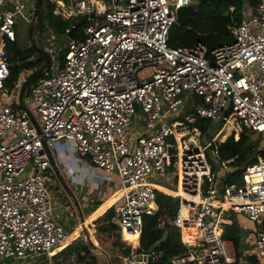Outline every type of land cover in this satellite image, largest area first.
Listing matches in <instances>:
<instances>
[{
    "label": "built area",
    "instance_id": "built-area-1",
    "mask_svg": "<svg viewBox=\"0 0 264 264\" xmlns=\"http://www.w3.org/2000/svg\"><path fill=\"white\" fill-rule=\"evenodd\" d=\"M51 2L55 14L85 17L86 25L67 29L74 35L64 63L53 60L31 85L29 107L40 134L20 103L24 80L7 84L5 45L17 39L22 24L28 26L32 8L23 0H0V264H33L39 256L52 264L53 252L70 243L54 217L46 184L54 171L43 138L52 149L62 141L88 156L102 170V181L119 175L125 198L118 224L124 237L137 236L138 247L144 217L157 212L158 189L150 177H165L176 158L178 188L199 201L190 216L183 213L188 199L178 195L173 223L186 250L167 264L232 263L222 234L230 210L262 226L256 248L264 261V158L246 167L243 184L220 186L206 147L224 141L222 130L205 147L193 149L190 141L199 118L222 119L230 102L226 120L233 118L237 133H264V0L247 5L232 26L234 41L210 53L201 41L192 47L169 43L178 9L191 0ZM137 104L146 129L135 136ZM162 253L134 251L126 263L149 264Z\"/></svg>",
    "mask_w": 264,
    "mask_h": 264
},
{
    "label": "trees",
    "instance_id": "trees-1",
    "mask_svg": "<svg viewBox=\"0 0 264 264\" xmlns=\"http://www.w3.org/2000/svg\"><path fill=\"white\" fill-rule=\"evenodd\" d=\"M260 0H191L194 4L192 17L187 25L175 23L170 31L169 43L173 47H192L198 41L205 43L209 53L216 47L228 44L234 41L235 36L232 26L235 22L241 21L244 16V8L247 5L256 6ZM55 6L44 1L43 8L37 17L34 28V35L38 46L48 48L49 40L46 34L49 33L58 39L63 36L68 37L67 29L76 26L77 30L86 25V18H69L66 19L54 13ZM233 8V9H232ZM29 32L30 43L25 44L22 37L15 41H8L5 49L11 63V75L8 85L16 81H22L27 78L33 71L42 67L45 63L43 55L31 41V24L25 28ZM60 42H52V45ZM61 48V45L60 47ZM66 49H60L58 59L61 64L65 60ZM28 88L27 91H30ZM212 118H199L193 127L199 129L205 136L206 144L211 142L214 136L222 129L224 124L221 121L215 123ZM220 122V123H219ZM256 133L258 137H254ZM217 149L218 154L213 151ZM174 151H176L174 149ZM207 157L216 172L220 186L227 184H243V173L247 166L259 161V157L264 158V133L244 128L240 133L232 132L223 142L217 144L212 142L207 148ZM210 153L214 154L215 159L211 158ZM228 167L223 168V162L228 161ZM176 158L172 160V167ZM55 176V175H54ZM178 179H175L177 182ZM103 200L97 201L96 207L101 205ZM181 200L178 197L166 194L157 190V212L154 215L144 217V225L140 239V246L136 242L126 241L120 232V226L113 221L116 215L115 206H111L95 222L97 233L105 234L112 238L109 243L112 250L117 251L119 255L130 256L134 251L149 250L151 248L160 249L163 253L156 259L151 260L149 264H167L175 255L183 253L186 246L181 241V231L174 223L173 219L179 211ZM96 209V208H95ZM168 212L171 221L163 224L162 215ZM224 237L232 239L236 244L239 243L240 234L237 223L226 225ZM108 247V246H107ZM71 245L64 247L60 252L53 255L52 264H65L73 260L92 261L96 260L91 255L88 245H83L77 252H72ZM76 254V255H74ZM40 264H49L42 262ZM252 264H257L252 261Z\"/></svg>",
    "mask_w": 264,
    "mask_h": 264
},
{
    "label": "crops",
    "instance_id": "crops-1",
    "mask_svg": "<svg viewBox=\"0 0 264 264\" xmlns=\"http://www.w3.org/2000/svg\"><path fill=\"white\" fill-rule=\"evenodd\" d=\"M23 1L26 5L32 8V16L30 18V23L28 24L30 25L32 18H33V9H34V6L37 0H23ZM49 2L52 3L51 0H49ZM27 27L28 26H25V28ZM76 32H77V28H76ZM68 37H69L68 38V41H69L70 39L69 33H68ZM67 43L64 47L65 49H66ZM47 49L51 51L49 47ZM139 127H140L139 131H134L135 136L139 132L146 129V124L140 123ZM190 141H193L196 145V142L192 138L190 139ZM174 149L175 148H173V151ZM53 150H54V154L58 160V164H59V167L63 175L66 174L65 177L70 176L73 181H75L76 183L82 186L81 188L82 198L78 194H76L75 190L72 187L71 188L74 191L80 203V206L83 211L84 219H82V215L80 211L78 210L77 206L75 205L73 198L70 197V195L66 192V190L63 188L61 183H59L60 181L58 182L57 176L55 175V173L52 175L54 184L57 185L55 192L54 193L51 192L52 203L54 206V217L56 218L58 223L62 224L66 228L67 232L74 237L67 246L71 245L73 249V251L72 250L71 251L75 253L83 245H88V239H90L100 248L99 250L107 251L110 254L111 258L113 257V255H116L119 258H123L124 262L128 261L131 255L130 256L119 255L117 251L109 249L107 246H105L107 245L104 243L105 237L103 235L105 234L103 233L98 234L97 225L95 224L96 223L95 221L100 216H102L106 212V210L110 208L111 206H115L116 208V215L113 218V221L118 223V207L123 203L124 198H125L123 194V184L121 182L119 175L114 174L113 179L111 181H106V182L102 181V179L100 178L102 170L98 168L96 165H94L88 156L81 155L78 152V150H76L74 147L69 146L68 144H66V142H62V141L58 142L53 148ZM175 150L176 151L174 152L177 153L178 150L177 149ZM227 164L226 165L223 164V168H227L228 167ZM170 167L176 168V177L173 179L171 183L165 184V183H160L156 181H152V182H154L155 185H159V187L157 188L158 190L173 196V195H177L176 192L179 190L178 180L177 182L175 181V179H178L177 163L175 162L173 167L172 165ZM68 169L70 171V175L67 174ZM79 172H83L85 174L84 178L77 177L76 174ZM66 181L68 182L67 179ZM68 184L70 185L69 182ZM84 185L85 186L87 185V188H85ZM175 197H178V195ZM100 200H103V203L99 205L98 207H96L97 201H100ZM193 205L195 204L192 202H186V204H184L183 207H191ZM168 221H171V220H168ZM235 222L238 225L239 234H240V239H239L238 244H236L234 240L227 239L224 237L226 225H232ZM164 223L165 222L163 220V224ZM261 227L262 226L257 224L255 221L251 220L249 216L244 213L231 211V210L228 211V215L225 217L224 222L222 224V229H223L222 234L227 243L230 255L234 257V261L229 264H252V261H256L257 264H264V261L261 258V256L258 254L257 248H256V239L261 230ZM245 230L249 232L247 233V237H246L247 243L244 241V236H243V232ZM133 240L134 242H137V239H133ZM62 249L63 248L58 249L54 254H57ZM90 250H91L90 254L96 257L95 261H97L98 259L100 261H105L106 257L104 256V254L103 255L98 254L100 253L99 250H97V252L93 251L91 248ZM38 260L40 261L35 262L33 264H40L42 262L49 263V261L46 260L45 256H39ZM73 261H77V260H73Z\"/></svg>",
    "mask_w": 264,
    "mask_h": 264
},
{
    "label": "water",
    "instance_id": "water-1",
    "mask_svg": "<svg viewBox=\"0 0 264 264\" xmlns=\"http://www.w3.org/2000/svg\"><path fill=\"white\" fill-rule=\"evenodd\" d=\"M43 3H44V0H37V2L35 3L34 9H33V18L31 21V37H32L33 44L37 47L38 51L43 55V57L45 59V63L42 67L33 71L27 78L24 79V81L22 83L21 90H20V98H19L21 105L27 110L28 115H29L33 125L36 127L37 131L40 134H42V132H43L40 121H39L38 117L36 116V114L33 112V110L26 104L25 95H26L28 88L37 80V78L45 71V69L51 67V65L53 63V56L50 53V51L46 48L38 46L35 35H34L35 22H36L37 17L39 16V14L41 12ZM193 10H194V4L193 3H190L189 5H185V6H182L181 8H179L177 11L178 23L183 24V25H187L190 21V18L192 17ZM73 35H74V29H72L71 32L69 33L70 37H73ZM136 107L139 110L138 104L136 105ZM232 109H233V103L230 102L229 106L223 112V117L221 119L222 122H225V120L230 117V115L232 113ZM43 142H44V146L46 148V151H47V154H48V157L50 159L52 169H53L55 175L59 179L61 185L66 190V192L70 195V197L73 198L75 205L77 206L78 210L80 211V213L82 215V219H84L83 211H82V208L80 206V203H79L74 191L72 190V188L69 186L68 182L66 181L63 173L61 172V169H60L59 164H58V160L54 154L53 149L46 142L45 138H43ZM88 245L93 251L97 252V250L100 249L90 239H88ZM99 252L100 253H98V254H100V255L104 254V256L106 257L105 261H100L99 259L97 261H94V262L88 261V260L71 261V262H68L65 264H127L124 261H121L120 263L114 262L110 256V254L105 250H99Z\"/></svg>",
    "mask_w": 264,
    "mask_h": 264
},
{
    "label": "rangeland",
    "instance_id": "rangeland-1",
    "mask_svg": "<svg viewBox=\"0 0 264 264\" xmlns=\"http://www.w3.org/2000/svg\"><path fill=\"white\" fill-rule=\"evenodd\" d=\"M44 5V3H43ZM43 8V6H42ZM42 10V9H41ZM25 24H22V27L19 29L18 28V38L22 37L25 44L28 45L30 43V36H29V32L28 30L25 29ZM36 38V37H35ZM46 39L49 40V49H51L50 53L52 54L53 56V60L54 62L58 61V54H59V51L61 48H64L66 43L68 42V38L66 36H63V38L61 39H58V37H54L52 36L51 34L47 33L46 34ZM52 42H60V44H56L55 46L52 45ZM61 45V48H59ZM57 47V48H56ZM29 94H30V91H27L26 92V95H25V101H26V104L28 106H31V99L29 97ZM218 121H221L220 120H216L215 123H217ZM222 122V121H221ZM142 123V124H146V121H145V117H144V113L143 111L139 110L137 111L134 116H133V121H132V126H131V131L134 132V131H139L140 127H139V124ZM220 123V122H219ZM224 124V126L222 127V132L223 134L221 135V139H225L226 137H228L229 135L232 134L233 131H235L236 135H237V131L235 129V126H236V123L234 122L233 118L229 119V120H225V122H222ZM220 130V131H221ZM195 129L194 132H193V135L196 136V145L195 143H193L191 145V148L193 149H198L200 146L202 147H205L207 144H206V141H209L208 139L205 138L204 135L201 134V132ZM252 135L254 137H258V135L256 133H252ZM215 137V136H214ZM190 147V146H189ZM207 148L206 147V151H207ZM77 155V154H76ZM210 156L211 158L215 159L214 157V154L213 153H210ZM178 166V164H177ZM178 170V169H177ZM67 174L70 175V171L68 169L67 171ZM66 175V174H65ZM64 175V177H65ZM77 177L79 178H84L85 174L83 172H79L76 174ZM176 177V168H171V167H168L167 169V175L165 177H162L160 175H158L157 173H153L152 176L150 177V179L152 181H156V182H160V183H165V184H169L173 181V179ZM68 182L70 183V187H72L76 194H78L80 197L82 196V186L79 185L78 183H76L75 181L72 180V178L69 176V177H65ZM58 182H59V179L57 178ZM57 182V183H58ZM60 183V182H59ZM47 187L48 189L50 190V192L54 193L55 192V189L57 188V185L54 184V180H49L47 181ZM85 186V185H84ZM83 186V188H84ZM85 188H87V185L85 186ZM61 189V187H60ZM62 192V191H60ZM173 196H177V195H173ZM82 198V197H81ZM162 220H164V222H167L168 220H171L170 219V216H169V213L168 212H165L163 215H162ZM247 232L246 230L243 232V236H244V241L247 243ZM105 238H104V243L107 244L105 246H108L109 249H113L112 245L110 247L109 243H111L113 241L112 238H109L107 237L106 235H103ZM126 241H129L130 238H126V237H123ZM112 260L114 262H117V263H120L121 261H123V258H119L117 257L116 255H113L112 257Z\"/></svg>",
    "mask_w": 264,
    "mask_h": 264
},
{
    "label": "bare ground",
    "instance_id": "bare-ground-1",
    "mask_svg": "<svg viewBox=\"0 0 264 264\" xmlns=\"http://www.w3.org/2000/svg\"><path fill=\"white\" fill-rule=\"evenodd\" d=\"M199 132V131H198ZM196 136H192V139L196 142ZM156 187L158 188L159 187V185H156ZM177 193V195H183L184 196V199H188L187 200V202H192V203H196V202H198L199 201V197L198 196H192V195H189V194H187V193H185V192H183V190L181 189V187H179V190L176 192ZM192 208L188 211V210H186V209H188L189 207H183V213H187L188 212V215H192L193 214V208H194V205L193 206H191ZM69 237H70V242H71V240L74 238L71 234L69 235ZM136 235H133V236H128V235H126V238H132V239H136ZM58 250V249H57ZM57 250H55L53 253H55Z\"/></svg>",
    "mask_w": 264,
    "mask_h": 264
}]
</instances>
